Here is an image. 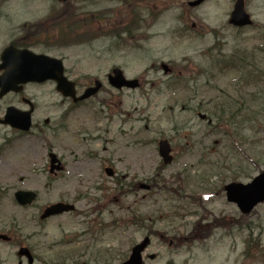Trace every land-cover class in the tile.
Instances as JSON below:
<instances>
[{
    "label": "rangeland",
    "instance_id": "rangeland-1",
    "mask_svg": "<svg viewBox=\"0 0 264 264\" xmlns=\"http://www.w3.org/2000/svg\"><path fill=\"white\" fill-rule=\"evenodd\" d=\"M16 1L23 6H9L11 19L48 20L57 37L38 39L58 44L60 50L50 53L63 55L77 84L84 86L83 76L98 77L104 90L72 111L52 86L34 91L41 94L37 120L49 119L48 132L43 141L26 137L3 150L0 223L36 243L43 264H121L146 238L151 243L146 254L155 260L144 257L145 264H264V203L243 215L224 192L226 185L248 184L264 172V74L251 69L257 85L241 87L240 72L218 67L236 50L264 46V0H244L254 26L240 31L227 24L235 0H207L193 11L186 7L191 0ZM98 18L105 39L91 48L76 46L89 37L80 34H92ZM115 27L122 30L116 34ZM212 61L219 69H211ZM165 65L174 78L192 77L199 68L204 75L195 84L189 81L194 91H183L181 80L169 83ZM112 66L127 79H139L141 87L111 90L102 79ZM218 96L227 97L232 111H242L222 133L196 116L208 115L206 103ZM55 123L57 141L51 133ZM163 138L174 149L169 166L157 153ZM52 146L66 165L54 180L40 173ZM107 167L117 176H106ZM144 185L152 189L144 191ZM18 190L38 193L32 208L16 205ZM57 202L74 205L76 212L39 224L42 208ZM214 218L224 219L225 226L210 230ZM198 221L205 223L204 232L212 231L207 239L193 229ZM17 262L12 247L0 249V264Z\"/></svg>",
    "mask_w": 264,
    "mask_h": 264
},
{
    "label": "water",
    "instance_id": "water-1",
    "mask_svg": "<svg viewBox=\"0 0 264 264\" xmlns=\"http://www.w3.org/2000/svg\"><path fill=\"white\" fill-rule=\"evenodd\" d=\"M201 1L203 0H199L193 5H198L199 2ZM229 22L230 24H233L239 27L251 24L248 16L243 11V4L241 0H239L236 3L235 10L232 13ZM43 59L45 58H37V64L39 65V68L40 67H44L48 69L55 68V66L45 61L47 59L45 60ZM111 84L115 86L117 89H121L122 87L135 88L137 86L136 81H132V82L125 81V79L122 76V73L118 70L115 71V77L111 81ZM11 88H12L11 86L5 85L0 82V97H2L4 94L9 92ZM97 89L98 88L87 90L86 93L78 100L81 101L86 98H89L90 96L94 95L97 92ZM59 90L66 97L73 98L74 96L73 85L68 84L63 80H61L60 82ZM8 119H9V123L11 124V126L15 128H22L21 121L18 118L17 114L11 112V114L8 115ZM159 153L161 157L164 159L165 163L170 162V158L168 157L169 147L166 141H163L160 143ZM51 157H52V164H54L55 163L54 157L53 156ZM226 192H227V199L229 202L236 203L239 209L241 210V212L249 213L256 204L264 200V174L261 175L259 179H256L251 185L246 186V187H243L242 185H230L226 188ZM16 198L20 204L26 205V204L31 203V201L34 199V195L31 193H17ZM71 209H72L71 207L56 205V206H53L47 209L46 214L44 216L47 217V216H51L55 214H60L63 211H69ZM146 244H147V241H145L140 246L135 247L133 249V252H132V255L129 261H127L124 264H141L140 253L143 251Z\"/></svg>",
    "mask_w": 264,
    "mask_h": 264
},
{
    "label": "flooded vegetation",
    "instance_id": "flooded-vegetation-1",
    "mask_svg": "<svg viewBox=\"0 0 264 264\" xmlns=\"http://www.w3.org/2000/svg\"><path fill=\"white\" fill-rule=\"evenodd\" d=\"M10 2L11 0H0V24H2L1 27L7 28L6 31L0 30V65H1L2 54L7 48H14L17 50H22V49L31 50V49H36L37 47H44V46L48 47L49 45L48 43H44L42 40L38 39L37 35L40 36V33H41L40 28H36L34 30H31L30 32H27L26 25L24 24L22 25V27L25 28V30L12 29L10 15L8 13L9 6L11 5ZM48 28H50L49 22H47L44 25L42 32H47ZM46 38L55 39L56 37H52V38L46 37ZM0 75H1V72H0ZM43 86L44 84H27L23 86L22 92L20 94L10 93L5 98L0 100V121L2 120L4 112L7 107H10V106L15 107L21 111L32 110V114H31L32 128L29 133H22L16 130H12L8 126H4L0 122V131L5 133V135L0 136V140L2 141L0 145V166L2 164L5 165V162H6V160H4L2 156V152L10 140L9 135H8L9 133L14 134V137H15L14 139H23V138L30 136L32 138H36V140H41V141L43 140L44 127L42 126V124H40L37 121V113L40 110V104L37 101L39 98V95L34 93L35 90H39ZM44 124L45 122L43 121V125ZM53 135L54 136L58 135L55 128H53ZM44 171L45 170L42 169L40 173L42 174ZM47 171H48V168H46V172ZM0 179H4V177L0 175ZM52 179H55V178H52ZM11 241H12V238H11ZM17 247H15V249ZM28 249L33 256L34 264L39 262L40 258L37 257L35 254V250L38 251L39 246L36 245L35 249L33 247H30ZM22 260L23 259L19 260L17 264H20V263L23 264Z\"/></svg>",
    "mask_w": 264,
    "mask_h": 264
}]
</instances>
